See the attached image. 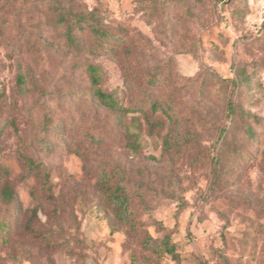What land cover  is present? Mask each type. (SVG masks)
Listing matches in <instances>:
<instances>
[{"label":"rangeland","instance_id":"1","mask_svg":"<svg viewBox=\"0 0 264 264\" xmlns=\"http://www.w3.org/2000/svg\"><path fill=\"white\" fill-rule=\"evenodd\" d=\"M48 1L0 0V193L7 180L16 194L0 195V264H155L140 246L142 230L176 243L179 259L160 264H264V0H59L74 11L98 8L128 39L138 86L131 98L122 52L90 53L91 38L77 30L84 46L69 47ZM90 63L124 106L143 90L170 101L191 142L165 148L174 119L161 110L164 125L153 134L140 112L119 123L92 94ZM150 75L166 81L153 89ZM203 76L217 88L208 99L197 90ZM231 98L251 114L255 139L232 126ZM222 128L231 133L225 147ZM129 130L140 135L137 150ZM21 143L50 172L52 195L29 178ZM239 150L246 157L238 161ZM115 165L128 177L135 229L97 187L102 168Z\"/></svg>","mask_w":264,"mask_h":264},{"label":"trees","instance_id":"2","mask_svg":"<svg viewBox=\"0 0 264 264\" xmlns=\"http://www.w3.org/2000/svg\"><path fill=\"white\" fill-rule=\"evenodd\" d=\"M48 5L56 14L55 23L65 29L68 46L75 51H78L81 46H84L82 43L83 41L75 34V31L77 30L86 33L91 38L90 44H86L87 51L90 53L109 54L112 52L117 54L122 52L121 54L124 57V64L122 66L124 85L131 98V94L134 95L138 90V86L135 82L134 71L131 68L130 55L127 54L130 49L128 39L116 32L100 18L98 8L74 11L65 7L59 0H50L48 1ZM86 71L93 89V96L106 108L116 113V118L119 123L123 124L124 119L128 114L140 112L148 127V133L153 134L159 127H163L164 125V121L161 118L156 117L158 111L161 110L169 119H174V132L171 137H165V148L171 149L174 146L181 147L191 142V137L186 130V126L178 117V112L174 109L173 104L166 99L160 101L156 97L154 90H143L142 96L134 99L131 105L124 106L120 104L115 92L108 91L102 87L103 69L99 64H88ZM25 80V74L20 71L17 85L19 93L22 95L28 93V89L25 86ZM165 81L166 78L161 75H150L147 78V83L151 85L153 89H156L159 84L164 83ZM231 81L235 86H238L243 82V78L239 76ZM197 90L200 96L208 99L206 95L217 90V88H215V79L213 80L212 77L207 78L206 76L201 77L198 81ZM4 96V92L0 91V113L3 111L2 103ZM229 107L235 114L236 119L239 117L237 121L235 118V121L233 119V122L231 123L232 126H234V124L238 125L246 139H255L256 129L253 125L254 121L251 118V114L244 111L241 107L238 108L232 98L229 100ZM46 126L48 127L47 124H45V127ZM14 127L16 131L19 132L17 126L14 125ZM221 132L222 145L224 147L228 146L231 142L229 140L231 133L225 128H222ZM127 133V144L133 150H137L140 135L130 132V130ZM19 137L21 138L20 140L23 141L20 133ZM23 145L24 144L21 143L19 157L27 167L29 178H40V187L42 188V191L48 195H52V187L49 181L50 172L41 161L29 154ZM44 145L47 146L46 141H44ZM244 155L245 153L242 152V150H239L236 159L239 161L246 157ZM113 173L117 175L115 182L112 181ZM97 187L105 199L112 205L118 221L131 229H135L137 221L132 212V198L129 192L128 177L122 167L115 165L113 169H109L108 166L102 168L99 173ZM0 195L4 199L8 198V200L11 201H14L16 198V194L7 180L3 184ZM142 233L140 246L142 249L150 251L155 255V264H160L166 255H172L175 259H179L177 245L172 241L169 233H166L161 239L153 237L145 230H142ZM132 260L134 262L137 261L134 254L132 255Z\"/></svg>","mask_w":264,"mask_h":264}]
</instances>
